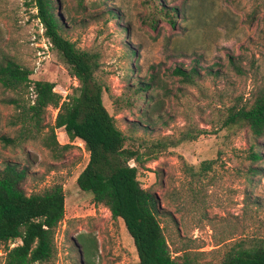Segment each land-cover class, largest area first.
<instances>
[{"label": "rangeland", "instance_id": "obj_1", "mask_svg": "<svg viewBox=\"0 0 264 264\" xmlns=\"http://www.w3.org/2000/svg\"><path fill=\"white\" fill-rule=\"evenodd\" d=\"M57 1L66 37L100 57L96 76L105 87L104 105L132 137L128 146L201 133L139 168L142 187L159 199L172 251L203 252V263L218 264L229 243H264V137L223 126L229 107H251L264 86V0H160L164 9L179 10L175 27L154 12V0H85L83 6L78 0ZM36 14L32 0H0V55L32 70L34 81L54 83L66 99L79 84L52 49ZM197 62V84L173 76L177 67L190 70ZM141 83L150 88L137 94ZM14 98L29 102L34 95L0 86V137L19 134L20 126H12L17 109L4 102ZM57 113L50 108L43 125H54ZM48 130L19 147L0 140V168L13 163L27 169L22 187L28 195L63 185L65 218L57 232L55 264H139L124 222L77 184L89 162L84 143L70 142L59 129L58 142L71 147L53 151L43 142ZM255 154L262 159L253 160ZM3 256L1 248L0 264Z\"/></svg>", "mask_w": 264, "mask_h": 264}, {"label": "trees", "instance_id": "obj_2", "mask_svg": "<svg viewBox=\"0 0 264 264\" xmlns=\"http://www.w3.org/2000/svg\"><path fill=\"white\" fill-rule=\"evenodd\" d=\"M36 18L44 28L45 37L60 57L78 87L66 99L55 91L56 85L48 81H34L33 71L22 67L13 57L0 55V86L7 91L23 95L32 90L34 99L4 101L17 109L12 126H20L18 136L0 137L5 146L19 147L37 140L46 128L44 145L53 151H67L71 145H61L56 131L62 129L70 142L80 139L89 153V162L77 179L81 191L91 193L96 205L106 207L113 219H121L133 239L139 264H212L203 263V252L190 249L172 251L163 231V214L156 194L144 189L139 181V168L155 161L170 147L187 141H196L201 133L188 131L180 139L157 142L136 141L137 148L128 146L132 137L119 129L115 118L104 105V85L96 74L100 70V57L82 50L65 35V25L58 12L57 0H32ZM83 6L85 0H78ZM149 3V1H147ZM158 12L173 27L179 10H167L160 0H154ZM113 17L116 15L112 12ZM135 55L134 52H129ZM242 75L241 67L231 61ZM197 65L190 70L177 67L173 76L182 83L194 85L201 74ZM150 86L138 84L137 94ZM58 111L54 125H43L47 111ZM225 128H248L256 138L264 137V86L255 95L251 107L233 105L224 120ZM148 128V127H143ZM141 129L136 127L135 130ZM147 131V129H143ZM255 161L261 155H252ZM133 162L134 165H131ZM27 169L8 163L0 168V249L4 264H55L58 258L57 232L65 218V191L56 183L40 192L28 195L22 183ZM19 242L16 246L11 244ZM218 264H264V243L257 239H242L229 243Z\"/></svg>", "mask_w": 264, "mask_h": 264}]
</instances>
